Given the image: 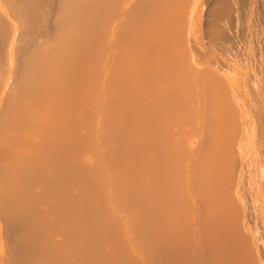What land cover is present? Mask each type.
Here are the masks:
<instances>
[{"label": "bare ground", "instance_id": "1", "mask_svg": "<svg viewBox=\"0 0 264 264\" xmlns=\"http://www.w3.org/2000/svg\"><path fill=\"white\" fill-rule=\"evenodd\" d=\"M249 1L0 0V264H264Z\"/></svg>", "mask_w": 264, "mask_h": 264}, {"label": "rangeland", "instance_id": "2", "mask_svg": "<svg viewBox=\"0 0 264 264\" xmlns=\"http://www.w3.org/2000/svg\"><path fill=\"white\" fill-rule=\"evenodd\" d=\"M253 1V2H252ZM264 0H250L249 2H250V7H251V9L253 10V11H251L250 12V10L248 11V9H250V7H249V3H247V5L245 4L244 5V7H243V9H244V11H242L241 13H243V15L242 14H240L239 15V17L237 18V19H230V21L227 23V25H228V27H230V32L228 33L229 34V36L230 37H232L233 36V38H234V40L232 41V46H235V47H240L238 50H237V48L235 49V47H231V54H234V57L232 56V55H228L227 53L226 54H220L221 56H220V59H223V60H221L223 63L225 62L226 64H227V62H230L231 64H238L237 65V67L239 68V74H240V76L238 77V84H239V86H241L242 84H246L245 86H241L240 87V90L242 91V92H244V90L243 89H245L246 88V90H245V92L246 91H248V93H250V92H252V90L251 89H253V91L255 90V91H258L259 92V95H254V96H252V95H245V96H243L244 98L243 99H245V100H247V101H250V103H249V105H250V107L251 108H254L253 109V111L254 110H256L257 108H259L256 112L254 111V114H255V116L257 117V121L259 122V125H260V128H262L261 129V134H260V137H259V139L261 140H258V147H257V145H256V155H257V157H258V159H264V132H263V130H264V118H263V116H264V59L262 58V57H264V30H263V28H264V2H263ZM252 3V4H251ZM254 4V5H253ZM247 8V9H246ZM245 10H247V12H245ZM244 13H246L245 15H244ZM249 13V14H248ZM251 13H252V15H251ZM202 13H200V15H201ZM242 15V16H241ZM250 17H249V16ZM255 15V16H254ZM245 16V17H244ZM246 16H248V17H246ZM252 16V17H251ZM258 16V17H257ZM198 17H199V19H200V21L201 20H203V14H202V19H201V17L199 16V14H198ZM248 20H247V19ZM250 18H251V20H250ZM254 18V19H253ZM239 19V20H238ZM246 20V21H245ZM259 20V21H258ZM199 21V23H198V26H197V28H196V30H197V32H196V39H197V43L199 44V46L200 47H202V49L203 50H205V52H208V47H206V45H207V43L209 42L208 40H209V38H208V35H207V33L205 34V32L203 31V29L201 28L202 27V21L200 22ZM240 21V22H239ZM249 21V22H248ZM254 21V22H253ZM258 21V22H257ZM243 22H244V24H243ZM251 22V23H250ZM231 23V24H230ZM253 23V24H252ZM258 23H260V24H258ZM242 24V25H241ZM250 24H252V25H250ZM255 24V25H254ZM250 25V26H249ZM201 26V27H200ZM255 28H254V27ZM260 26L261 27H263V28H260ZM251 27V29H257V31H255V30H250L249 28ZM253 27V28H252ZM258 27L260 28L259 30H258ZM247 28V30H246V38H245V29ZM199 30H201L202 31V33H201V31L199 32ZM243 31V32H242ZM204 32V33H203ZM249 34H248V33ZM253 35H254V37H253ZM255 35H258V36H256V38H255ZM243 36V37H242ZM248 36V37H247ZM252 36V37H251ZM251 37V38H250ZM201 38V39H200ZM249 38V39H248ZM243 39H246L245 40V42H244V40ZM256 40L255 42L253 41V40ZM201 40V41H200ZM206 40H207V42H206ZM237 40H239V41H237ZM241 40V41H240ZM199 41V42H198ZM250 41H253V42H251L250 43ZM201 42H204V43H201ZM243 44V45H242ZM245 44H246V46H245ZM248 44V45H247ZM249 44L251 45V46H249ZM260 44V46H258V45ZM255 45V46H254ZM258 46V48H257V46ZM254 46V47H253ZM242 47V48H241ZM247 47H248V49H247ZM250 47V48H249ZM251 47H253V50H252V48ZM219 48V49H218ZM218 48H216V50H215V48H213V50H215V52L216 51H218L219 53H221L222 52V50H221V48H220V46H218ZM241 49H243L242 51H241ZM263 49V50H262ZM220 50V51H219ZM245 50H247L246 51V53L245 54H247V56L246 55H242V54H244V52H245ZM244 51V52H243ZM262 51V52H261ZM230 52V51H229ZM228 52V53H229ZM237 52H241V54L240 53H237V55L239 56V57H237L236 56V53ZM248 52H251L252 53V55H248ZM253 53H256V54H253ZM230 54V53H229ZM258 54H259V56H258ZM261 54V55H260ZM258 56V58L256 57V56ZM225 56H227V57H225ZM229 56V57H228ZM232 56V57H231ZM255 56V57H254ZM261 56V57H260ZM236 57V58H235ZM241 57H244V58H241ZM261 59H260V58ZM233 58V59H232ZM239 58L240 59H242L241 61L239 60ZM248 58V59H247ZM253 58H255V59H253L254 61H256V64L258 65V67H260V69H258V67L256 68L255 66H256V64L254 63V62H252V59ZM227 59V60H226ZM229 59V60H228ZM245 59V60H244ZM259 59V60H258ZM234 60V61H233ZM243 60H244V62H243ZM247 60H249V64L251 65V64H253L252 66H250L249 64H248V61ZM261 61H262V63H261ZM234 62V63H233ZM236 62V63H235ZM238 62V63H237ZM242 62H243V64H245V65H243L242 64ZM258 62V63H257ZM239 63H241V64H239ZM261 63V64H260ZM242 65L244 66V67H246L245 68V70H246V72H245V70H244V67H242ZM249 65V66H248ZM255 68H254V67ZM249 67H252V68H249ZM254 68V69H253ZM250 70V73H249V70ZM254 70L253 72H252V70ZM263 69V70H262ZM242 70V71H241ZM259 70H261L262 71V73H259ZM258 73H257V72ZM245 72V73H244ZM245 75H244V74ZM256 73V74H255ZM259 74V75H258ZM261 74V75H260ZM250 75H252V76H250ZM242 76H244V77H242ZM246 76V77H245ZM248 76V77H247ZM255 76V78H253ZM241 77V78H240ZM251 77V78H250ZM261 77V78H260ZM244 78V79H243ZM252 78H253V80H252ZM260 78V79H259ZM247 79V80H246ZM256 79V80H255ZM244 80V81H243ZM259 80V81H258ZM256 81H258V82H256ZM261 81V82H260ZM256 82V83H255ZM260 82V85L258 84ZM255 83V84H254ZM253 86H252V85ZM250 85V86H249ZM247 86V87H246ZM249 87H251L250 89H249ZM255 87H258V89L257 88H254ZM262 88V89H261ZM261 91V92H260ZM262 94V95H261ZM248 96V97H247ZM261 96V97H260ZM251 98V99H250ZM258 98V99H257ZM249 99V100H248ZM256 100L258 101V103H257V105L255 104L256 103ZM261 100V101H260ZM253 101V102H252ZM261 102H263L261 105H260V103ZM253 103V104H252ZM252 104V105H251ZM259 104V105H258ZM256 105V106H255ZM253 106V107H252ZM263 108V109H262ZM263 110V111H262ZM260 111L262 112V113H260ZM260 116L262 117V118H260ZM261 119H262V124H261ZM262 135V136H261ZM261 143H260V142ZM263 145V146H262ZM261 146V147H260ZM259 147H260V149H259ZM262 148H263V152L261 151L262 150ZM262 157V158H261ZM264 164V163H263ZM255 214H256V216H257V213L255 212ZM257 218V219H256ZM255 218V220H256V226L259 224V227L257 226V228L259 229V230H262V226H261V222L259 221L258 222V217H256ZM258 230V234L260 235V236H263L262 234L263 233H261V231H259Z\"/></svg>", "mask_w": 264, "mask_h": 264}]
</instances>
